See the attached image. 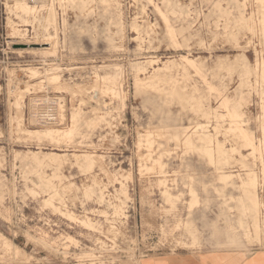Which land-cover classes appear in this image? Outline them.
I'll use <instances>...</instances> for the list:
<instances>
[{"label":"rangeland","instance_id":"374dc122","mask_svg":"<svg viewBox=\"0 0 264 264\" xmlns=\"http://www.w3.org/2000/svg\"><path fill=\"white\" fill-rule=\"evenodd\" d=\"M75 1L0 20V264H140L262 218L264 0Z\"/></svg>","mask_w":264,"mask_h":264},{"label":"crops","instance_id":"0c3cea01","mask_svg":"<svg viewBox=\"0 0 264 264\" xmlns=\"http://www.w3.org/2000/svg\"><path fill=\"white\" fill-rule=\"evenodd\" d=\"M262 182L264 184L263 180ZM233 198L238 200L237 204H244L242 197ZM263 211L260 212L262 218L259 217L258 221L235 212L213 213L211 221L216 224L213 230L214 240L211 241V246L202 247L208 249L149 255L142 258L140 264H264V246L249 245L245 238H253L255 225L259 227V233L264 231Z\"/></svg>","mask_w":264,"mask_h":264},{"label":"built area","instance_id":"2783aa9c","mask_svg":"<svg viewBox=\"0 0 264 264\" xmlns=\"http://www.w3.org/2000/svg\"><path fill=\"white\" fill-rule=\"evenodd\" d=\"M16 1L26 3L34 10H42L43 8L47 9V7H49L56 12L61 10L60 6H62L63 10H65L66 5V0H0V20L2 18V14H6V11H9L10 4L15 3Z\"/></svg>","mask_w":264,"mask_h":264},{"label":"bare ground","instance_id":"6f19581e","mask_svg":"<svg viewBox=\"0 0 264 264\" xmlns=\"http://www.w3.org/2000/svg\"><path fill=\"white\" fill-rule=\"evenodd\" d=\"M78 2H80V0L79 1H77V3ZM68 3H69V5L72 7V5H75L74 3H76V1L75 0H68ZM26 5V6H28V7H31V6H29L28 4H26V3H23V2H15L14 3V5L11 7V9L12 10H17L18 9V7L19 6H21V5ZM46 28V29H45ZM53 28H55V26L53 25V24H51V23H44L43 24V26H42V29H41V32H43L44 31V29H45V31L46 32H49V31H53ZM49 45V43H47V42H43V43H40V45H38V46H48ZM38 50H49V48H38ZM35 74V73H34ZM33 75V74H32ZM50 132H53V130H50V131H48V133H50ZM55 132V131H54ZM64 132V131H63ZM67 135V134H66ZM188 140V139H187Z\"/></svg>","mask_w":264,"mask_h":264}]
</instances>
